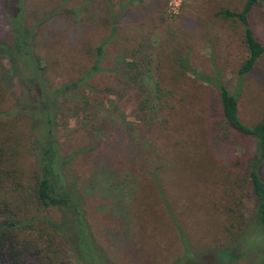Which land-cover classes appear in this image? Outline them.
<instances>
[{"label": "rangeland", "instance_id": "obj_1", "mask_svg": "<svg viewBox=\"0 0 264 264\" xmlns=\"http://www.w3.org/2000/svg\"><path fill=\"white\" fill-rule=\"evenodd\" d=\"M244 1L0 0V40L11 41L9 21L19 13L31 27L30 50L42 58L52 85L86 71L90 50L110 36L117 15L105 70L88 80L91 89L66 91L53 110L66 174L82 192L90 226L111 264H173L185 246L168 207L193 250L179 264H264V229L252 226L253 198L241 165L234 163L253 153L254 140L225 123L215 86L190 71H217L235 90L247 55L243 27L214 12L240 10ZM251 18L264 45V13ZM139 42L150 61L136 83L122 65ZM0 61L17 103L26 101L20 71H11L5 54ZM19 69L25 76L30 72L27 63ZM238 112L247 124L264 116V53L243 77ZM25 132L29 165L35 135Z\"/></svg>", "mask_w": 264, "mask_h": 264}, {"label": "trees", "instance_id": "obj_2", "mask_svg": "<svg viewBox=\"0 0 264 264\" xmlns=\"http://www.w3.org/2000/svg\"><path fill=\"white\" fill-rule=\"evenodd\" d=\"M259 12L264 13V0H245L240 10L218 8L214 12L221 18L239 21L243 27L242 43L247 55L238 67L235 90L227 88L217 71L213 76L190 71L215 86L225 123L239 135L254 140L253 153L246 158L235 157L234 163L241 165L247 190L253 198L252 226L264 229V116L247 124L238 112L243 77L264 53V45L254 34L253 19H250L252 14ZM115 18L117 15L113 17L110 36L90 50L93 61L86 71L59 85L49 82L42 58L35 50L34 53L30 50L31 27L17 12L10 18L13 37L10 42L0 40V54L7 56L12 72L20 71L19 78L26 86L28 98L17 103L0 61V264H28L27 259L33 260L32 264H71L68 252H72L78 264H111L90 226L82 192L75 180L66 174L67 157L59 153L57 119L53 110L57 99L66 91L79 87L91 89L88 80L105 70L102 66L105 47L117 32ZM144 47L143 42L134 46L130 53L132 59L122 65L127 78L136 83L145 75L150 61ZM181 61L187 63L184 58ZM23 63L30 68L26 76L23 69H19ZM126 125L133 131L131 121ZM27 130L35 135L34 160L29 165L24 162ZM232 203L237 205L238 202L234 199ZM168 211L185 246L182 255L173 263L179 264L184 259L189 260V252L193 250L188 248L182 227L169 207ZM58 213L55 219L54 214ZM89 252L95 254L87 260Z\"/></svg>", "mask_w": 264, "mask_h": 264}]
</instances>
